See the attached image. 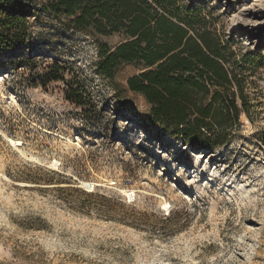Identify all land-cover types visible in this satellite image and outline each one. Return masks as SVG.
<instances>
[{
    "label": "rangeland",
    "instance_id": "374dc122",
    "mask_svg": "<svg viewBox=\"0 0 264 264\" xmlns=\"http://www.w3.org/2000/svg\"><path fill=\"white\" fill-rule=\"evenodd\" d=\"M179 2L249 62L231 140L187 146L126 89L136 66L100 75V47L122 34L31 18L25 42L0 55V171L10 179L0 177V264H264V0ZM55 65L64 81L45 80ZM66 82L90 102L66 100ZM7 137L39 160L20 157Z\"/></svg>",
    "mask_w": 264,
    "mask_h": 264
},
{
    "label": "trees",
    "instance_id": "16d2710c",
    "mask_svg": "<svg viewBox=\"0 0 264 264\" xmlns=\"http://www.w3.org/2000/svg\"><path fill=\"white\" fill-rule=\"evenodd\" d=\"M179 0H0V55L22 45L30 19L46 14L78 30L122 34L113 47H100L96 70L112 80L124 64L137 67L126 89L142 96L148 120L161 132L195 149H213L231 140L239 116L246 113V58L233 51L208 26L207 16ZM195 19H198L195 21ZM64 81L55 65L44 76ZM64 98L76 106L90 102L79 82H66Z\"/></svg>",
    "mask_w": 264,
    "mask_h": 264
},
{
    "label": "bare ground",
    "instance_id": "6f19581e",
    "mask_svg": "<svg viewBox=\"0 0 264 264\" xmlns=\"http://www.w3.org/2000/svg\"><path fill=\"white\" fill-rule=\"evenodd\" d=\"M7 141H9L10 145L17 150V152L19 153L20 157L24 158V159H28V160H34V161H38V157L32 153H24L21 149H19V147L22 145V140L20 138H12V137H7L6 138ZM200 156V154H198ZM197 155V156H198ZM58 164L57 160H54L53 162H49V165H53L56 166ZM0 177L9 180L10 179L2 174V172L0 171ZM13 183V182H12ZM17 184H21V185H31L32 183L29 182H15ZM109 183V182H108ZM110 185L115 184L113 181H110L109 183ZM81 187H84L86 190L91 191L94 189L95 186H102L103 184L99 181H80L79 184ZM115 189H117L121 194L123 195H128L129 197L134 196V191L132 189H127V188H120V187H115ZM164 207H167L168 204L166 201H164L163 203Z\"/></svg>",
    "mask_w": 264,
    "mask_h": 264
}]
</instances>
